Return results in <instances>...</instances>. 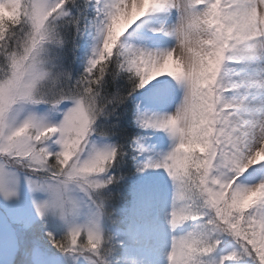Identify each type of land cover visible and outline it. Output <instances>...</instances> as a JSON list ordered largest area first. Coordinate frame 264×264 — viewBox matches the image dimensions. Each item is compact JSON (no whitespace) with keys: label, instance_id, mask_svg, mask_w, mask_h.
Segmentation results:
<instances>
[{"label":"snow or ice","instance_id":"snow-or-ice-1","mask_svg":"<svg viewBox=\"0 0 264 264\" xmlns=\"http://www.w3.org/2000/svg\"><path fill=\"white\" fill-rule=\"evenodd\" d=\"M156 132L167 264H264V0H0V199L70 264H126L112 169Z\"/></svg>","mask_w":264,"mask_h":264},{"label":"rangeland","instance_id":"rangeland-1","mask_svg":"<svg viewBox=\"0 0 264 264\" xmlns=\"http://www.w3.org/2000/svg\"><path fill=\"white\" fill-rule=\"evenodd\" d=\"M174 19V17H173ZM152 142L161 143L164 154L170 150L171 142L162 132H156L146 135L144 144ZM143 154H137L135 158L128 157L124 164L119 168H113V174L122 177L117 183L109 186V191L113 199L110 208L113 209L118 216V223L113 228L117 232L119 238L124 241L122 256L125 258L126 264L135 263L140 257L134 249L125 247V244H134L139 247L142 245L143 233L133 224V219L138 216L139 197L142 189L146 186V178L142 177V173L137 171L142 166ZM133 171V173H132ZM168 192L173 202L174 187L171 182ZM32 197L27 191L26 186L19 189L18 199L12 201H4L0 199V264H42L44 254L56 258L57 264H70L62 253L52 247L47 236L45 235V225L36 218L32 206ZM33 222L32 228L25 233L23 224ZM47 231H52L57 239L64 235V229L59 222H53L49 219ZM34 237H38V243L33 245L30 242ZM17 241L21 242L19 248L16 247Z\"/></svg>","mask_w":264,"mask_h":264},{"label":"bare ground","instance_id":"bare-ground-1","mask_svg":"<svg viewBox=\"0 0 264 264\" xmlns=\"http://www.w3.org/2000/svg\"><path fill=\"white\" fill-rule=\"evenodd\" d=\"M158 144L161 143L144 144L146 155L142 165L164 155ZM142 177L147 181L145 188L140 193L139 212L138 216L133 219V224L142 231L143 241L139 247L134 244H125V247L134 249L140 254L134 264H167L166 255L169 251L167 220L172 207L168 187L171 180L162 169L149 170V172L142 173ZM148 177L151 179H147Z\"/></svg>","mask_w":264,"mask_h":264}]
</instances>
